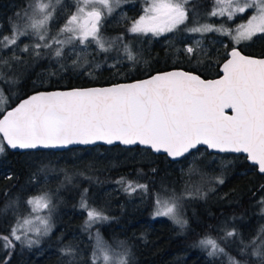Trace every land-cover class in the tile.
<instances>
[{"label":"snow or ice","instance_id":"6c2138e0","mask_svg":"<svg viewBox=\"0 0 264 264\" xmlns=\"http://www.w3.org/2000/svg\"><path fill=\"white\" fill-rule=\"evenodd\" d=\"M128 3L131 0H71L68 5L64 0H25L23 8L9 18V34L0 35V83H18L7 73L15 72L19 66L34 68L47 59L50 64L54 61L57 68L38 74L40 86H44L42 77L50 80L85 65L94 64L99 68V64L87 57L113 51L117 58L109 67L117 69L115 74L121 76L118 65L123 60L139 63L130 44L124 42L125 33L156 38L165 34L175 36L180 31L184 34L179 40L183 46L170 43V47L182 53L187 63L149 73L144 79L103 87L37 90L15 107H0V154L8 150L40 151L103 142L143 146L152 153H164L174 161L185 159L188 168L181 169L183 183L179 193L174 187L163 184L158 191H150L148 183L125 177L116 181L129 196L139 193L151 199L153 219L168 218L183 232L189 228L187 204L205 200L209 192L216 191L210 185L224 183L223 175L210 176L202 171L205 161L201 147L218 154H246L245 162H250L264 175V50L245 54L238 47L254 42V38L264 39V0H213L208 17L234 21L254 10L245 23L237 24L234 29L200 23L195 0H143L146 6L138 18L121 14L122 21L128 25L124 33L111 40L104 38L101 29L107 19L122 4ZM58 19H63L64 23L52 35L50 25ZM207 33L231 38V46L223 45L227 51L222 60L216 59L219 53L214 47L205 46ZM23 39L30 42L21 46ZM93 44L96 53L89 51ZM121 50L123 56H120ZM6 52L10 55H4ZM24 56L29 60L23 59ZM205 64L217 65L222 75L216 79L202 78L201 67ZM226 110H231V114ZM36 160L39 163H34L31 183L41 185L37 194L24 199L22 195L12 197L7 190L3 193L6 202L0 207V215L11 212L14 222L6 229V234L0 232V251L3 252L0 264H10L18 245L39 248L54 227L53 214L62 202L60 192L68 186H76L75 176L93 179L83 172L70 173L66 168L54 167L51 162L44 163L42 156H37ZM230 163L232 161H222V166ZM151 171L156 173L157 170ZM53 174L64 177L54 189L48 187L49 176ZM258 190H264V184H260ZM88 191V188L81 191L78 207L86 213L83 230L94 241L91 255L87 262L83 261L77 247L69 243L60 248L58 264H136L134 246L128 240L113 237L109 242L102 237L99 228L92 231L115 217L107 214L106 207L90 203ZM22 205L28 207L26 214L21 211ZM257 205L264 216V196ZM236 220L235 216L229 218L216 229L221 233L219 237L205 234L194 247L210 262L226 258L227 264H250L254 258L257 264H264V225L246 241L235 226ZM227 244L236 247L237 256L230 255L222 246Z\"/></svg>","mask_w":264,"mask_h":264},{"label":"trees","instance_id":"16d2710c","mask_svg":"<svg viewBox=\"0 0 264 264\" xmlns=\"http://www.w3.org/2000/svg\"><path fill=\"white\" fill-rule=\"evenodd\" d=\"M12 3L13 1L9 0V4ZM195 3L198 11L201 8L210 12L213 8V0H195ZM203 5L207 6L203 7ZM4 7L2 5V8ZM136 13L131 12L130 17L136 16ZM214 19L215 22L226 20L213 17L212 22ZM127 26L124 22H120V25L117 21L112 22L107 34L121 35ZM50 32L52 34L53 31ZM54 34L55 32L52 35ZM175 39L176 42L171 41V43L179 47L178 37L176 36ZM124 42L132 46V51L137 55L139 63L133 64L125 59L123 64L118 65L121 76L115 74L117 69H112L108 65L105 68L96 69L93 64L91 67L85 65L76 71L69 69L66 74L50 80L44 76L42 77L44 86H40L39 79H36L38 74L42 70L46 71L50 68L56 70L57 68L54 61L50 64L47 59L40 61L34 68L20 66L21 69L15 71L13 77L11 73H7V76L18 80V83H0V88L3 89V96L0 100L6 105L4 109L12 107L20 99L37 90L106 85L140 79L149 73L171 69L174 66L182 67L187 63L184 56H178L170 46L163 45L162 47L160 43H164L157 39L135 37L125 33ZM204 44L206 47H214V50L219 53L216 59L222 60L226 54L227 50L223 47L224 43L220 37H216L215 43L208 38ZM231 45L232 43L229 46ZM239 47L246 54H255L264 50V39L243 43ZM4 55H10V53L6 52ZM22 58L29 60L27 56ZM201 71L204 73V78L220 75L219 67L215 64H205L201 67ZM201 152L204 154L205 161L201 165L202 171L211 176L223 175L224 183L210 185L216 191L209 192L205 200H196L187 204L189 228L183 232L168 218H152L153 206L150 198H143L139 193L129 196L123 191L121 185L118 190H112V188L118 185L116 181L120 177H125L134 182L148 183L150 191H158L163 184L169 188L174 187L179 193L183 183L181 169L186 171L188 168V161L185 159L172 162L166 155H156L139 146L123 147L120 145L74 147L59 151L13 152L8 150L5 154H0V207H3L6 202L3 196L5 190L12 197L22 195L24 199L37 194L41 185L31 183V174L35 171L34 163H39L36 160L37 156L44 157V162L54 163L68 158L69 163L77 166L87 167L92 164L91 168L95 175L91 184L82 179L75 189L67 188L60 192L62 202L53 214L54 227L50 236L42 240L39 248L28 249L18 245L10 264H58L61 260L60 248L69 243L77 247L83 261H88L94 242L83 230L86 213L78 207L80 193L84 188L89 190L90 203H93L90 194L95 191L98 193L99 200V202H94L95 206L106 207L107 214L115 217L108 223L95 226L92 231L95 232L99 228L102 237L109 242L113 237L128 240L134 246L136 264H227L226 258L210 262L205 254L194 245L205 234L219 237L221 233L216 229L233 216L237 217L235 226L238 227L246 241L254 236L264 225V216L260 214V208L257 205L259 198L264 196V190H258L259 185L264 184V175L259 174L249 162H245L243 155L215 154L204 148H201ZM222 161H232V163L222 166ZM181 165L183 167H180ZM153 168L157 170L156 173H152ZM9 175L12 176L11 180L8 179ZM48 187H50L49 184ZM21 211L26 214L28 207L22 205ZM13 222L11 212L6 216L0 215V232L6 234V229ZM222 246L230 255L237 256L234 245ZM2 255L3 252L0 251V256ZM250 264H257V261L252 258Z\"/></svg>","mask_w":264,"mask_h":264},{"label":"rangeland","instance_id":"374dc122","mask_svg":"<svg viewBox=\"0 0 264 264\" xmlns=\"http://www.w3.org/2000/svg\"><path fill=\"white\" fill-rule=\"evenodd\" d=\"M121 6H123V4L121 5ZM119 7V8H117L114 12H113V14L107 19V21H106V32L108 31V27H109V25L111 26V24H112V22H115V21H117L118 23H119V25H120V22H121V14H122V10H121V8L122 7ZM146 5L145 4H143L142 6H137V11H138V13H137V15L135 16V17H139V15H141V14H143V12H142V9L145 7ZM205 6H207V5H203V7H205ZM200 9V11H198L199 13H200V17H199V20H200V23H204V24H211V25H215V26H217V27H219L220 25H225L226 23H217V21L215 22V19L213 20V22H212V19H213V17H208L207 16V13L208 12H206L204 9H201V8H199ZM136 10V9H135ZM254 13V10H249L246 14H243L242 15V18H236V19H234V24H240V23H245L246 21H247V19H248V17H250L252 14ZM134 17V18H135ZM211 18V19H210ZM215 18H222V17H215ZM223 21H226V20H223ZM235 25V26H236ZM55 27V34H56V32L59 30V28L61 27V26H59V25H51L50 26V31H53V28ZM230 28H235V27H230ZM208 34V35H207ZM207 34H205V36H206V38H205V41H207L208 40V38H210L211 39V42L212 43H215L216 42V36H215V33H207ZM118 36H120V34L119 35H113V36H111V35H108L107 33H106V36H105V38L106 39H108V40H111L112 38H114V37H118ZM151 37V36H150ZM197 38H198V34H197ZM255 40H257V39H255L254 38V41ZM30 41L28 40V39H23L22 40V42H21V46L23 45V43H29ZM188 42H191V41H188ZM247 43H251V42H247ZM131 46V45H130ZM114 47H115V45H114ZM132 47V46H131ZM89 51L90 52H92V53H96V46L93 44L91 47H90V49H89ZM122 51V50H121ZM122 53H123V51H122ZM122 53H120V56L121 55H124V53L122 54ZM87 58H89V60L90 61H95V63L96 64H98V54H95V55H93V58H91V56H89V57H87ZM117 58V53H116V51H113V52H110V53H106V56H105V58H104V60L106 61L105 63H106V66L108 65H110V64H112L114 61H115V59ZM96 68V67H95ZM21 68H20V66L19 67H17L16 68V70L15 71H17V70H20ZM97 69V68H96ZM24 71L22 70V73H23ZM14 73L15 72H13V73H11V75H12V77H13V75H14ZM10 74V73H9ZM0 107H2V108H5L6 107V105H5V103H3V102H1V100H0ZM44 163H49V162H44ZM54 167H57V168H66V169H68L69 170V172L70 173H76V172H83L84 173V175L85 176H91V177H93V179L92 180H87V179H85L84 177H82V176H75L74 177V181H73V183L76 185L75 187H72V186H68L67 188H70V189H75L77 186H78V184H79V182H80V180H82V179H84V180H86V182L88 183V184H91L93 181H94V178H95V175L93 174V169L92 168H89L88 166L89 165H92V164H89L87 167L86 166H77V165H74L73 163H69L68 162V158L67 159H64V160H58V162H54V163H51ZM180 167H183L182 165L180 166ZM209 174V173H208ZM210 175V174H209ZM211 176V175H210ZM63 174H53V175H50V183H49V186L51 187V188H55L56 186H57V184L61 181V180H63ZM193 179H198V177H194ZM66 188V189H67ZM120 188V186L119 185H115V186H113V188H112V190H118ZM91 199H92V201L93 202H99V200H98V193H96L95 191L94 192H92L91 194ZM98 200V201H97ZM39 214H41V215H43V212H40ZM94 242V241H93Z\"/></svg>","mask_w":264,"mask_h":264},{"label":"flooded vegetation","instance_id":"af4514ba","mask_svg":"<svg viewBox=\"0 0 264 264\" xmlns=\"http://www.w3.org/2000/svg\"><path fill=\"white\" fill-rule=\"evenodd\" d=\"M12 1H13V3L9 4V0H0V15H2L0 17V25H2V28H0V35L9 34V18L13 17V14L15 12L20 11L23 8V6L25 5V0H12ZM64 3H65V5H68V4L71 3V0H64ZM143 4L144 3L141 0H131V3L123 4V6H121L122 7L121 8L122 13H127V16L130 17V13L131 12L132 13H134V12L138 13L137 6H142ZM2 5H4L5 7L2 8ZM11 14H12V16H11ZM134 17H135V15L132 18H134ZM121 22H123L122 19H121ZM223 22L226 23L224 26L228 27V28H230L231 26L235 27V25H236V24H234L235 21H223V20L217 21V23H223ZM63 23H64L63 19H58L57 21H55L53 23V25L55 26L57 24L59 26H62ZM181 27H183V26H181ZM54 32H55V27L53 28L52 34ZM101 33H102V36L105 38L106 33H107L106 32V23H105L104 27L101 29ZM183 35L184 34L182 32L178 31L175 34V36H173L172 34H165V36H162V37L152 38V37L149 36V37H146V38L157 39L159 41H162L164 44L160 43V45L162 47H164L163 45L168 47V46H170L171 41L172 42H176L175 38L177 36L178 37L177 40H178L179 47H182L183 45L179 43V40L183 37ZM215 36L217 38L220 37L223 40L224 45H230V43H233L231 41V38L228 37V36H223V35H221L219 33H215ZM177 55L180 56V57H183L182 53H177ZM105 56H106V53H98V58L97 59H98V64L100 65V68H105L106 67V63H105L106 61L104 60ZM121 56H123V55H121ZM175 56H176V54H175ZM91 58H93V56ZM124 62H125V60H123L121 64H123ZM132 67H134V66L132 65ZM36 79L38 80V77ZM33 80H35V79H33ZM38 84H40V83H38Z\"/></svg>","mask_w":264,"mask_h":264},{"label":"water","instance_id":"95a60500","mask_svg":"<svg viewBox=\"0 0 264 264\" xmlns=\"http://www.w3.org/2000/svg\"><path fill=\"white\" fill-rule=\"evenodd\" d=\"M246 54V53H245ZM167 70H170V69H167ZM219 70H220V75H222V71H221V69H220V67H219ZM164 71V70H163ZM147 77V76H146ZM146 77H143V78H140V79H144V78H146ZM202 78H204V77H202ZM216 78H218V76L217 77H213V78H205V79H216ZM133 80H137V79H133ZM129 81H131V80H126V81H120L121 83H123V82H129ZM115 83V82H114ZM111 84V83H110ZM109 84H106V85H92V86H85V88L86 87H103V86H108ZM50 90H53V89H49V90H47V91H50ZM39 91H45V90H39ZM31 94H33V93H31ZM31 94H29V95H31ZM29 95H27V96H29ZM27 96H25L24 98H22V99H25V98H27ZM21 100V99H20ZM20 100L16 103V104H18L19 102H20ZM16 104L15 105H13L12 107H15L16 106ZM226 111H228L229 112V114H231V110H226ZM116 145H120V146H123V147H136V146H124V145H121V144H119V143H116L115 145H106V144H104L103 142H97V144H95V145H69L68 147H66V148H56V149H47V150H55V151H59V150H66V149H69V148H74V147H94V146H116ZM139 147H141V148H143V146H139ZM201 148H204V147H201ZM205 149V148H204ZM11 151H13V152H26V151H31V150H11ZM209 152H212V153H215V154H218V153H216V152H213L212 150H208ZM154 154H156V155H166V154H164V153H154ZM219 154H234V153H219ZM239 155H243V156H245L246 154H239ZM167 156V155H166ZM168 159L170 160V161H172V162H178V161H180V160H182V158L181 159H178V160H176V161H174L172 158H170V157H168ZM250 163V162H249ZM251 164V163H250Z\"/></svg>","mask_w":264,"mask_h":264}]
</instances>
